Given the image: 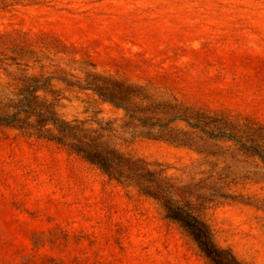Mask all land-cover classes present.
Here are the masks:
<instances>
[{"label":"rangeland","instance_id":"1","mask_svg":"<svg viewBox=\"0 0 264 264\" xmlns=\"http://www.w3.org/2000/svg\"><path fill=\"white\" fill-rule=\"evenodd\" d=\"M89 74L141 86L148 103L264 122V0H0V99L31 76L83 84ZM52 83L63 119L92 129L110 122L103 141L184 187L218 246L264 264L257 158L212 143L204 147L215 155H204L147 136L91 90ZM0 264L212 262L135 186L64 145L0 126Z\"/></svg>","mask_w":264,"mask_h":264},{"label":"trees","instance_id":"2","mask_svg":"<svg viewBox=\"0 0 264 264\" xmlns=\"http://www.w3.org/2000/svg\"><path fill=\"white\" fill-rule=\"evenodd\" d=\"M53 79L91 90L102 101L137 121L140 133L191 148L199 154L215 155L204 147L212 143L234 147L264 165V122L177 101L148 103L141 86L99 74H89V81L83 84L52 75L31 76L17 93L0 99V126L29 131L38 138L64 145L111 179L135 186L159 202L165 217L177 223L212 264H244L231 249L216 244L210 226L185 199L184 187L173 184L161 170L150 169L144 160L119 152L102 140L105 136L102 132L113 130L110 122H100L98 129H92L85 126V121L63 119L57 110L54 96L59 93L53 89ZM174 123H181L182 127H173Z\"/></svg>","mask_w":264,"mask_h":264}]
</instances>
